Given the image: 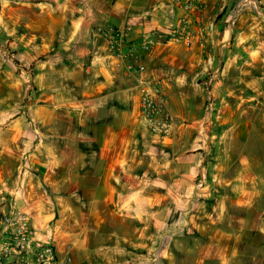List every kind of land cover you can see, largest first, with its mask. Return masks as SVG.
<instances>
[{"label":"crops","instance_id":"obj_1","mask_svg":"<svg viewBox=\"0 0 264 264\" xmlns=\"http://www.w3.org/2000/svg\"><path fill=\"white\" fill-rule=\"evenodd\" d=\"M0 190L73 264H264V0H0Z\"/></svg>","mask_w":264,"mask_h":264},{"label":"built area","instance_id":"obj_2","mask_svg":"<svg viewBox=\"0 0 264 264\" xmlns=\"http://www.w3.org/2000/svg\"><path fill=\"white\" fill-rule=\"evenodd\" d=\"M101 32L110 38V45L125 59L133 56L130 51L122 54L118 49L126 43V33L123 29L107 28ZM175 42L191 41L181 33L172 35ZM148 47H145L147 49ZM129 70L143 72L144 66L128 64ZM218 72L210 75L207 83V94L203 119L199 122L203 133L213 123L216 111L215 96L212 84ZM166 97L164 87L159 82L152 81L147 86L141 98V120L143 127L154 134L171 136L174 119L165 107ZM0 264H73L70 258L63 260L59 257L55 245L51 241H44L36 237L31 226L30 216L21 208L13 207L5 191L0 190Z\"/></svg>","mask_w":264,"mask_h":264},{"label":"rangeland","instance_id":"obj_3","mask_svg":"<svg viewBox=\"0 0 264 264\" xmlns=\"http://www.w3.org/2000/svg\"><path fill=\"white\" fill-rule=\"evenodd\" d=\"M197 178H203V179H205V176L204 175H202V174H199L198 176H197ZM202 179V180H203ZM198 184H199V182H198ZM203 201V200H202ZM208 201H211V200H208ZM163 203H164V205H167V204H169V205H172L173 207L174 206H176V202H175V200H173V199H168V200H163ZM201 204V201H197V200H195V205L196 206H199ZM194 205V206H195ZM190 206V203H187V201H186V199L185 200H181L180 202H179V206L178 207H183V208H185V207H189ZM179 216V215H178ZM178 216H176V218L178 217ZM174 217V215H172L171 216V218H173ZM180 217V216H179ZM184 240V242L186 243V241L188 240V243H192V239H191V237H184L183 238Z\"/></svg>","mask_w":264,"mask_h":264}]
</instances>
